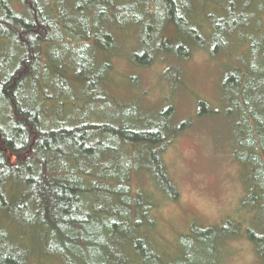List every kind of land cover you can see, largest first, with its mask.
Returning <instances> with one entry per match:
<instances>
[{"label":"trees","instance_id":"obj_1","mask_svg":"<svg viewBox=\"0 0 264 264\" xmlns=\"http://www.w3.org/2000/svg\"><path fill=\"white\" fill-rule=\"evenodd\" d=\"M195 3L202 13L205 4L218 7L204 13L210 24L206 34L192 20ZM174 24L180 38L166 32ZM128 25L138 30L131 53L138 66L162 53L185 58L191 38L212 55L241 39L249 46L245 70L238 65L224 70L220 89L226 114L236 120L233 154L245 165L242 205L252 222L243 228L227 217L219 225L191 224L178 236L180 255H164L152 242L154 205L142 191H131L128 170L140 165L124 157L127 147L136 156L142 147L149 157L148 180L176 200L179 191L162 151L187 121L175 123L172 104L154 117H140L142 112L93 87L104 85L109 70L99 55L114 47L115 28ZM0 47L5 50L0 57V213L46 233L47 254L70 264H220L222 247L243 237L264 264V0H0ZM82 89L90 94L85 112L75 109L67 121L57 117L55 105L64 106L63 95ZM199 107L201 116L214 112L204 101ZM109 110L115 117L103 121ZM111 149L121 152L120 174H109L98 159L85 164L89 169L82 166L81 155L93 151L102 157ZM107 193L104 208L100 195ZM0 264L39 263L0 226Z\"/></svg>","mask_w":264,"mask_h":264},{"label":"rangeland","instance_id":"obj_2","mask_svg":"<svg viewBox=\"0 0 264 264\" xmlns=\"http://www.w3.org/2000/svg\"><path fill=\"white\" fill-rule=\"evenodd\" d=\"M198 7L195 3L192 20L206 34L210 30V24L204 13L206 9L216 10L218 7L213 3L205 4L204 13ZM115 29L114 47L103 58L99 55L109 65L105 83H96L93 87H98L99 93L102 90L108 94L114 102L129 106L125 108L130 109L132 106L134 111L142 112L140 117L144 114L148 118L154 117V112L172 104L175 123L187 121L184 128L171 133L162 151V161L167 173L179 191L176 200L169 198L162 189L148 180L147 152L140 147L136 156L131 146L125 149L124 159L131 164L137 162L140 165L138 169H133L134 166L130 165L128 170L131 191H142L143 196H147L154 205L152 213L156 224L150 234L152 242L164 255L174 256L178 252L181 254V239L178 236L189 232L191 224L202 227L219 225L227 217H232L245 228L248 222H252L251 211L242 205L247 187L243 178L245 165L233 154L234 147L238 144L237 128L233 124L236 120L228 116L223 108L225 95L220 89V82L222 75L233 65L245 70V66L249 64L245 54L249 46L241 39L236 43L230 42L227 51L212 55L207 47L191 38L187 40L189 54L185 58L176 59L169 53H162L150 64L138 66L131 57L137 45L138 30L132 25ZM166 32L174 39L182 35L181 29L175 24L168 27ZM3 48L0 47V57L5 51ZM75 86L78 88L79 85L75 83ZM80 91L74 90L63 95L64 106L61 108L55 105V111L60 114L53 110L57 117L67 121L75 109L83 107L85 112V98H89L90 94L83 89V92ZM200 101H204L214 112L199 115ZM98 107L99 104L96 105L94 114ZM107 112L101 119L111 122L116 111ZM91 118L98 120L100 115H92ZM95 154L92 151L79 157L85 169H89L85 164L98 159L104 169H110L109 174L111 171L115 176L120 174L117 161L122 159L121 152L111 149L102 157H95ZM106 196L111 197L109 193L100 195L102 205L107 201ZM2 216L0 226L8 229L10 235L27 249L32 262L70 264L66 258H55L47 254L46 233L37 231L35 227H21L7 215ZM148 227L145 221L143 229L147 231ZM220 264L262 263L258 262L251 243L241 237L222 247Z\"/></svg>","mask_w":264,"mask_h":264}]
</instances>
